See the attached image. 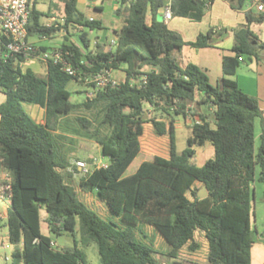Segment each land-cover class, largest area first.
<instances>
[{"label":"trees","instance_id":"1","mask_svg":"<svg viewBox=\"0 0 264 264\" xmlns=\"http://www.w3.org/2000/svg\"><path fill=\"white\" fill-rule=\"evenodd\" d=\"M77 1L63 0L62 16L48 26L41 23L48 15L33 8L28 37L51 36L62 30L69 34L77 27L99 30L100 21H88L78 10ZM207 1L173 0L172 18L198 22ZM234 1L231 6L236 9L245 4V0ZM165 2L117 0L114 13L122 25L115 33L113 51L106 53L98 46L88 50L86 31L78 36L81 46L62 45L60 51L68 52L72 64L85 73L113 72L125 66L124 79L117 87L99 90L77 104L71 102L66 87L70 82L80 83L57 66L48 64L46 75L40 77L23 69L22 57L0 56V93L5 97L0 104V168L10 176L5 226L13 246V264H85L78 244L86 247L92 243L97 246L100 264H191L177 259L184 247L190 251L198 248L196 232L207 242L206 264H250L254 234L264 239V231L259 233L253 226L252 206L256 169L264 200V113L257 98L244 93L235 81L222 77L213 86L197 65H179L177 55L184 46L211 47L210 41L224 30L209 29L195 41L185 42L156 19ZM263 21L264 11L246 13V23L233 33L231 55H223L224 75L235 74L239 58H259L264 41H258L250 25ZM22 104L42 107L44 123H36ZM201 105L208 112H201ZM79 109L95 111L97 125L92 127L87 118L74 116L71 120L77 128L69 129L67 116ZM157 111L167 115L168 126L148 118ZM179 115L192 118L187 148L180 154L176 151L174 120ZM145 123H151L157 136H168L169 157L141 160L126 176L139 155ZM69 130L94 140L107 159L106 168L81 175L78 186L102 201L114 220L102 219L79 199L71 181L73 174L68 171L70 163L58 143ZM206 142L212 145L214 156L197 167L192 162L195 148ZM196 184L205 187V198H198ZM41 208L46 213L47 229L56 235L69 233L72 247L58 250L41 233ZM139 222L164 239L168 246L164 259L136 240L134 228ZM77 232L79 240L75 239Z\"/></svg>","mask_w":264,"mask_h":264},{"label":"rangeland","instance_id":"2","mask_svg":"<svg viewBox=\"0 0 264 264\" xmlns=\"http://www.w3.org/2000/svg\"><path fill=\"white\" fill-rule=\"evenodd\" d=\"M35 1V0H34ZM36 8L41 11L47 12L50 11L51 18H59L61 14H63V0H36ZM78 8L83 13H87V10L81 5V2H78ZM244 10V8H242ZM203 20L201 19L198 22H191L193 25L190 29L185 28L186 30L182 31H175L177 32L181 38L187 39L190 38L193 32L197 31H205L209 29L217 30L218 28H221L223 26L224 34L222 39L220 40V44L222 48H228L229 45L233 42L232 32L235 30H238L243 23L241 20H244L243 15L239 14L237 16H234L233 18H223L218 19L216 16L210 15L207 13V10L205 11V14L203 16ZM237 17V18H236ZM156 19L158 21H164L163 14L158 13L156 15ZM179 20V18H175L173 20L164 21L166 24H169V29L173 28L175 24H178V21H186L189 22L187 19ZM41 20H46L45 18H41ZM186 27V26H185ZM256 27H259L264 30V21L262 23H259L256 25ZM194 29V30H193ZM173 31V30H172ZM92 37V35L90 34ZM189 36V37H188ZM214 37H217L215 35ZM264 40V37H259L258 41L262 42ZM193 49L190 48H184L183 58L184 60H192ZM178 58H180V55L178 54ZM245 62H249L248 57H244ZM178 62L180 65H182L183 61ZM242 64V63H240ZM27 67V66H26ZM30 69L35 70L37 73L39 72V64L31 63ZM214 86V85H213ZM67 91L70 92V100L72 103H80L86 99V88L80 84H77L75 82H70L67 85ZM5 99L4 95L0 93V103L3 102ZM29 106L27 104H22L23 110L28 114V108ZM201 112H208V109L206 106L201 105L200 106ZM149 119H156L161 120L166 123V126H168V117L165 114H162L161 112H153L149 114ZM74 116H82L90 120L93 124L92 127H95L97 125L96 120V114L95 111H89L85 112L83 110H77L73 111L71 114H69L67 125L69 129H76L77 126L75 123L71 120ZM175 120V144H176V151L178 154L182 153L184 149L187 148V139L190 137V125L192 124V118L187 117L184 118L182 115H179L174 118ZM144 131L142 133V136L140 138V152L143 154L146 158V160H151L154 157H161V158H168L169 157V138L167 135L164 136H157L154 132V129L151 125V123H145L144 125ZM256 131H255V147H258L259 145V125L256 123ZM72 130L68 131V136L66 138L58 139L60 152L64 157L67 159V161L70 163V167L68 168V171L73 174L71 181L72 185L77 191L79 199L84 202L91 210L96 212L102 219L104 220H114L112 214L107 209L106 205L100 201L94 194L92 193H86L83 192L80 187L78 186V181L80 178V174L74 172L73 166H75V162L77 161H88L92 157L99 156V147L94 142V140L89 139L83 135L80 134H73ZM214 156V149L212 145L208 142H206L203 146L195 148V156L192 158V162L197 166H202L208 159L212 158ZM141 161V156L138 155L137 158L134 160V162L131 164V166L126 171L125 175L132 174L139 162ZM258 169H256V177L255 181L252 183V189H253V200H252V206H253V212L255 216L254 220V228L259 232L264 231V200L262 197L263 193V185L258 182ZM10 181V176L8 172L5 170H0V192L2 191L1 188L6 186L8 182ZM199 188V190L202 188L199 184H196L195 189ZM8 207H7V199L0 197V239L6 240L7 236V228L5 226V220L7 217ZM40 231L44 236L49 237L54 247L58 250H61L64 247H72L74 245L73 237L67 233V232H61L59 235H56L52 232H50L47 229L46 224L44 223V219L46 217L45 210L43 208L40 209ZM135 238L137 241L150 246L155 252L158 253L159 259L165 258V255L168 250V246L164 239L149 225L145 223L139 222L135 228ZM258 235L254 234V239L257 240ZM76 240H79V233H76L75 236ZM195 241L199 245L198 248L195 251H190L187 247H184L180 254L178 255V261H184L191 264H206V256H207V242L203 236L202 233L198 232L195 235ZM78 248L83 251L85 255V264H100L99 255L97 251V246L92 243L86 247L81 246L78 244ZM13 251V246H11L9 249H2L0 248V264H13L11 253ZM255 258V257H254ZM173 261H169L168 263L165 262V264H172ZM255 264H259V261L255 258Z\"/></svg>","mask_w":264,"mask_h":264},{"label":"crops","instance_id":"3","mask_svg":"<svg viewBox=\"0 0 264 264\" xmlns=\"http://www.w3.org/2000/svg\"><path fill=\"white\" fill-rule=\"evenodd\" d=\"M78 2H81V5L87 10V13H83L82 11H80V9L78 8ZM232 4H235L234 0H231V1L230 0H210V1L208 0L206 2V10L208 14L216 16V18L218 19L233 18L234 16L242 14L244 20H241V22L245 24L246 23V13L251 11L252 8H250V6L247 4L246 1H245L244 6L242 7L244 8V10L242 8L241 9L233 8L231 6ZM117 6H118L117 0H78L77 8L85 16V18L87 19L93 18L94 21H100L101 28L99 30L91 31L85 28L77 27V28L71 29L69 31V34H63L62 32H58L51 36L34 35V36L28 37V41L43 50H47V51L60 50L63 44L73 43L76 46H81V42L79 41L78 36L80 33L86 31L88 33L87 37L90 40V47L88 48V50L94 51V49L98 46L100 47V49H102L103 52H105L106 45L114 37L115 33L120 29L122 25L121 19L117 17L114 13ZM33 8L38 10L36 8V0L33 3ZM38 11L48 15L47 17H43L46 20H41V23L47 26L50 25L51 20L53 19L51 18L50 11L49 10L47 12L41 11V10H38ZM252 11L254 10L252 9ZM150 17L151 16L149 15L148 17L149 20H150ZM173 19L175 18H172L171 20ZM179 20L181 19L179 18ZM191 22L193 21H190V23L186 21H178V24H175L173 28H171V30L179 32L182 30H186L185 28L190 29L193 26L191 25L192 24ZM169 24H167L168 27H169ZM256 25L257 23H252L250 25V29L252 30L254 35L257 37V39L259 37H264V30L262 31V29L259 27H256ZM217 30H221L223 32V30L225 29L223 28V26H221V28H218ZM207 31H208V28L204 32L195 31L193 32L190 38H187V39L183 38V41L193 42L196 40L199 34H205ZM233 33L234 32H232V37H233ZM90 34L92 35V37L90 36ZM223 34L221 36L215 37L213 40L210 41V43H213L211 47L195 49L189 46H184L182 50L178 53L181 58V59L178 58L179 61H183L182 62L183 64L182 65L179 64V65L181 67H184L188 63L197 65L200 69H202L207 74L211 85H215L216 82L222 77H226L230 80L235 81L238 87L244 93L257 98L259 102V106L264 113V51L259 53V58L257 60L248 59L249 62H245V58L243 57V60H241L242 64H240V66L237 68L235 74L231 76H226L224 75L222 71V58H223V55H231L230 50H231L233 42L229 45L228 48H225V49L222 48L220 44V40L222 39ZM184 48L193 49V51H191L194 57L192 58V60H186V61L184 60L183 58ZM34 61L35 63L39 64L38 73L35 70L30 69L31 63H33ZM23 69H30L37 76L44 77L47 72V65L42 63L39 59L35 58V59L28 60V61H24ZM124 69H125L124 65L119 66L118 69L112 72L113 77L118 81H122L125 76ZM144 70H147V69H144ZM27 105L29 106L27 108L29 111L28 115L36 123L43 124L44 123V109L37 105H29V104ZM151 110L152 109H150V111ZM143 131H144V126H143ZM141 136L139 137V142H140ZM140 147H141V143H140ZM98 152L100 154V151ZM139 155L141 156V160L143 161L146 160L145 156L141 154V152H139ZM0 170H3V169L0 168ZM7 237L8 236H6V238ZM250 257H251L250 264H255V258L256 260L259 261V264H264V239L261 238L260 236H258L257 240H255L254 244L252 245L250 249Z\"/></svg>","mask_w":264,"mask_h":264},{"label":"built area","instance_id":"4","mask_svg":"<svg viewBox=\"0 0 264 264\" xmlns=\"http://www.w3.org/2000/svg\"><path fill=\"white\" fill-rule=\"evenodd\" d=\"M173 0H166L162 8L164 21L172 19L171 3ZM255 12L264 11V0H245ZM33 9V0H0V56L8 59L13 56L22 57L25 61L39 59L42 63L57 66L63 73L75 79L86 88V97L92 98L95 93L105 88L117 87L119 81L112 75L111 69H103L99 72L85 73L79 66H74L71 62V56L68 52L60 50L47 51L35 46L28 41L27 26L30 13ZM251 9V10H252ZM54 19L51 20V23ZM88 21H94L88 18ZM63 22V20H61ZM66 34L64 30L61 31ZM117 42V35L106 45V53L113 51ZM239 61L241 59L239 58ZM82 64V62H80ZM145 81V77H142ZM80 175H86L94 169L107 167V159L101 154L90 158L88 161L75 162ZM0 192V197L8 198L9 185L7 184ZM198 232L195 233V235ZM12 245L6 240L0 239V248L9 249ZM208 249V248H207ZM181 251V250H180ZM180 254V252H179ZM178 254V255H179Z\"/></svg>","mask_w":264,"mask_h":264},{"label":"water","instance_id":"5","mask_svg":"<svg viewBox=\"0 0 264 264\" xmlns=\"http://www.w3.org/2000/svg\"><path fill=\"white\" fill-rule=\"evenodd\" d=\"M159 13H162V9L159 10ZM197 196H198L199 199H203V198H205V197L207 196V192H206L205 187H202V188L199 190Z\"/></svg>","mask_w":264,"mask_h":264}]
</instances>
